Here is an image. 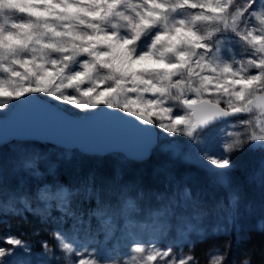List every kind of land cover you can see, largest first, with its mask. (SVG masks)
<instances>
[{
  "label": "snow or ice",
  "instance_id": "obj_1",
  "mask_svg": "<svg viewBox=\"0 0 264 264\" xmlns=\"http://www.w3.org/2000/svg\"><path fill=\"white\" fill-rule=\"evenodd\" d=\"M245 151L259 199L232 181ZM156 154L151 176L125 170ZM201 174L226 201L194 192ZM234 249L264 264V0H0V264H239Z\"/></svg>",
  "mask_w": 264,
  "mask_h": 264
},
{
  "label": "rangeland",
  "instance_id": "obj_2",
  "mask_svg": "<svg viewBox=\"0 0 264 264\" xmlns=\"http://www.w3.org/2000/svg\"><path fill=\"white\" fill-rule=\"evenodd\" d=\"M12 3H16V0H11ZM14 12H8L7 16L9 18L15 17ZM221 129H217L215 131V136L217 138V144L215 150L219 152V139L224 137L225 132L228 130L227 125H222ZM205 139H207V135L205 134ZM41 143V150H44L47 145L44 142ZM260 152H252V151H245L241 153L239 156L234 157V160L237 163V169L232 174V181L233 184L236 186L241 187L244 190L246 198H256L259 199V190L252 184L249 183V176L254 173V171L259 167L260 159H261ZM119 163V161H115ZM113 161H107V165H111ZM165 163V158L156 154L153 160L145 162V163H137L128 161L125 165V170L130 175H144V176H151L153 169L163 166ZM172 166L174 168L179 169L181 167L178 161L172 162ZM165 184V177L161 174L156 179V186L160 189L164 188ZM198 191L199 194L206 200L210 201L212 204L219 202L220 200H227V192L218 186H215L211 183L210 177L201 174L197 177L196 183L194 185V192ZM241 211H244L243 207ZM23 218H19V216L12 217L10 219V223L12 225V231L19 232V231H33L41 229V225L36 222L33 218H30L31 223H20ZM246 223H250L247 217H244ZM36 223V224H33ZM29 224V225H27ZM30 224L33 226L30 228ZM27 225V226H26ZM21 229V230H20Z\"/></svg>",
  "mask_w": 264,
  "mask_h": 264
},
{
  "label": "trees",
  "instance_id": "obj_3",
  "mask_svg": "<svg viewBox=\"0 0 264 264\" xmlns=\"http://www.w3.org/2000/svg\"><path fill=\"white\" fill-rule=\"evenodd\" d=\"M86 163H91V162H86ZM30 217H31V216H30ZM30 217L28 218V221H27V222H25V221L22 219V221H21L20 223H31V222H30V220H31ZM33 224H36V223H33ZM33 224H30L29 227L31 228V227L33 226ZM27 225H29V224H27ZM27 225H26V226H27ZM20 230H21V229H20ZM233 254H234V256H236L238 259H242V258H243V253H242V252H239L238 250H235V249H234V253H233Z\"/></svg>",
  "mask_w": 264,
  "mask_h": 264
},
{
  "label": "clouds",
  "instance_id": "obj_4",
  "mask_svg": "<svg viewBox=\"0 0 264 264\" xmlns=\"http://www.w3.org/2000/svg\"><path fill=\"white\" fill-rule=\"evenodd\" d=\"M200 264H204L203 259L201 260ZM239 264H243V258L240 260Z\"/></svg>",
  "mask_w": 264,
  "mask_h": 264
}]
</instances>
